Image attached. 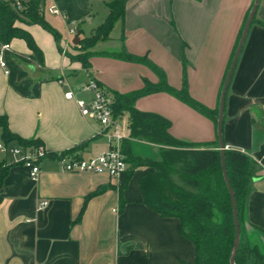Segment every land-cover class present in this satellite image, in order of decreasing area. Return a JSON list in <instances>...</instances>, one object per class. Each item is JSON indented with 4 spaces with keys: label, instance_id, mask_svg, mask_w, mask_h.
I'll list each match as a JSON object with an SVG mask.
<instances>
[{
    "label": "crops",
    "instance_id": "crops-1",
    "mask_svg": "<svg viewBox=\"0 0 264 264\" xmlns=\"http://www.w3.org/2000/svg\"><path fill=\"white\" fill-rule=\"evenodd\" d=\"M109 2L45 0V8L54 6L61 13L44 11L60 36L61 49L72 52L74 36L67 34L72 26L78 39L84 30L93 34L107 18ZM252 3L126 0L123 19L94 51L118 52L123 46L160 69L169 87L179 90L184 82L193 101L217 112L229 59ZM255 20L264 23V0ZM22 28L40 50L42 66L23 40L10 42L3 51L6 69L0 67V116H6L9 130L20 138L40 141L48 156L40 163L37 181H32L16 158L0 152V163L8 166L0 187V264L191 263L194 249L179 234L177 220L162 218L142 204L138 179L144 169H135L123 186L124 175L117 184L106 175L62 172L57 163L78 147L75 155L82 158L107 149L99 124L81 116L65 93L88 103L92 93L81 87L89 78L111 96L136 92L145 82L155 84L156 76L142 64L100 55L89 59L86 70L60 53L52 36L38 25ZM111 40L117 41L115 51L105 48ZM135 110L168 121L175 140L204 144L216 139L210 118L167 93L139 97ZM120 120L128 128L127 114ZM221 138L224 150L245 154L258 169L241 218L247 241L264 258V28L257 23L249 26L225 93ZM129 146L133 156L160 160L155 145L130 140Z\"/></svg>",
    "mask_w": 264,
    "mask_h": 264
},
{
    "label": "trees",
    "instance_id": "trees-1",
    "mask_svg": "<svg viewBox=\"0 0 264 264\" xmlns=\"http://www.w3.org/2000/svg\"><path fill=\"white\" fill-rule=\"evenodd\" d=\"M44 1L33 0L23 11H16L10 0H0V46L9 45L13 39L23 40L39 66H42L40 50L31 35L22 28H15L14 22L20 21L27 26L38 25L52 36L58 51L62 53L59 34L44 18ZM125 2L126 0H110L107 5L109 13L103 24L90 36L79 39L77 45L72 44L76 55H65L71 62L80 63L86 70L89 68V59L100 55L142 64L156 76L155 84L145 82L136 92L125 95L111 94L113 118L120 119L123 114H127L128 138L122 142V152L129 167L124 174L123 186L135 169H144L138 179L142 204L162 218L176 219L179 234L193 246V261L179 264H230L234 229L216 139L212 143L204 144L175 140L168 133L169 122L153 113L135 110V100L148 94L164 92L210 118L214 125L217 112L209 111L193 101L187 94L184 82L179 90L169 87L160 69L143 57L129 54L123 46L118 52L94 51L99 43L109 40L114 25L123 19ZM168 23L172 27L171 22ZM252 23L264 28V23L257 22L255 15ZM242 28L243 26L238 33L229 63ZM228 67L229 64L227 69ZM130 140L157 146L160 160L153 162L133 156L129 146ZM0 141L6 147L21 149L42 146L38 140H25L12 133L8 128L6 116H0ZM78 149L79 147L67 154L75 155ZM223 155L226 179L233 194L239 224V241L233 264H264V258L257 247L247 241L241 218L244 199L258 169L243 153L224 150ZM7 172L8 166L0 163V187Z\"/></svg>",
    "mask_w": 264,
    "mask_h": 264
},
{
    "label": "built area",
    "instance_id": "built-area-1",
    "mask_svg": "<svg viewBox=\"0 0 264 264\" xmlns=\"http://www.w3.org/2000/svg\"><path fill=\"white\" fill-rule=\"evenodd\" d=\"M11 6L16 11H23L33 0H10ZM43 11L49 14L60 16L61 13L54 7H43ZM76 28L72 26L67 30L69 37L75 36ZM8 45L1 46L0 67L6 69L3 60V51ZM66 49H62V54ZM7 74V71H5ZM83 92H91L92 99L86 103L82 100H75L72 92L65 93V99L75 101L79 113L83 117L94 119L100 126L101 132L107 141V149L103 153L90 157L82 158L76 155L63 154L57 160L58 166L62 172L70 174H91L106 175L110 180L119 184L124 173L127 170L125 156L122 152V142L127 138V125L120 119H114L111 109L112 99L108 92L99 86L93 78H89L87 83L81 87ZM0 152L11 154L19 163L29 171V177L32 181H37L40 174V163L48 156L43 146L36 148L21 149L17 147H6L0 144ZM41 207L46 206L42 202Z\"/></svg>",
    "mask_w": 264,
    "mask_h": 264
},
{
    "label": "water",
    "instance_id": "water-1",
    "mask_svg": "<svg viewBox=\"0 0 264 264\" xmlns=\"http://www.w3.org/2000/svg\"><path fill=\"white\" fill-rule=\"evenodd\" d=\"M260 0H253V3L250 7V10L247 14L245 23L243 25L242 31L240 33L237 45L235 47V50L233 52L232 58L229 63V67L227 69L226 75L224 77L219 96H218V105H217V115H216V124H215V132H216V141H217V146H218V151L220 155V167H221V172H222V177L227 189V193L230 199V204H231V214H232V221H233V229H234V238H233V247L231 251V255L229 258V263L233 264V259H234V254L237 250L238 247V241H239V224H238V219H237V212L235 208V201L233 198V194L231 191V188L228 184V181L226 179V174H225V168H224V147L222 143V138H221V124H222V111H223V105H224V98H225V93L233 72V69L235 67L238 55L240 53L241 47L243 45V42L245 40L247 31L249 29V26L251 25L252 19L255 15V12L257 10V7L259 5ZM79 33L77 32L76 35L74 36V39L72 41L73 45H77L79 42L78 39Z\"/></svg>",
    "mask_w": 264,
    "mask_h": 264
},
{
    "label": "rangeland",
    "instance_id": "rangeland-1",
    "mask_svg": "<svg viewBox=\"0 0 264 264\" xmlns=\"http://www.w3.org/2000/svg\"><path fill=\"white\" fill-rule=\"evenodd\" d=\"M44 18H45V20L47 21H49V18H50V16H48V14H47V12L44 14ZM97 20V19H96ZM22 26H25V24L23 23V22H20V21H16V22H14V27L15 28H22ZM23 29V28H22ZM92 33H91V31H89V30H84V32L82 33V37H88V36H90ZM115 34H113V36H112V38L114 39V38H117V37H115L114 36ZM63 38H64V40L66 39V35L65 36H63ZM115 42H117L116 40H111L110 41V43L105 47V48H108V51H115V48H114V44H116ZM70 43H71V41H70ZM71 50H72V52H74L73 51V49H72V46H71V48H70ZM72 52H70L69 54L70 55H76V53L74 52L73 54H72ZM123 120L125 121V119L123 118ZM126 122V121H125ZM127 167H129L128 165H127Z\"/></svg>",
    "mask_w": 264,
    "mask_h": 264
}]
</instances>
